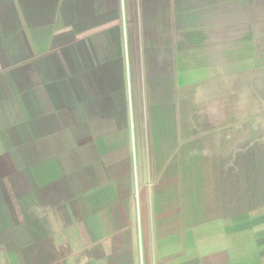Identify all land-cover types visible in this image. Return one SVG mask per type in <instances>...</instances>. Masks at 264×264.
Returning <instances> with one entry per match:
<instances>
[{"label": "crops", "instance_id": "crops-1", "mask_svg": "<svg viewBox=\"0 0 264 264\" xmlns=\"http://www.w3.org/2000/svg\"><path fill=\"white\" fill-rule=\"evenodd\" d=\"M52 1L0 0V264H264V0H65L42 53Z\"/></svg>", "mask_w": 264, "mask_h": 264}, {"label": "rangeland", "instance_id": "rangeland-1", "mask_svg": "<svg viewBox=\"0 0 264 264\" xmlns=\"http://www.w3.org/2000/svg\"><path fill=\"white\" fill-rule=\"evenodd\" d=\"M123 1V0H122ZM126 2L125 0L123 1ZM54 12L51 14L50 25L41 26L39 29V35L42 36V43H40V49L42 53L52 51H63L65 44L63 42L65 34V0H53ZM61 37V38H60ZM137 210L139 211V198L136 194Z\"/></svg>", "mask_w": 264, "mask_h": 264}]
</instances>
